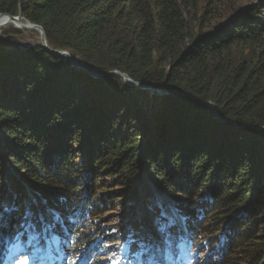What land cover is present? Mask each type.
Returning <instances> with one entry per match:
<instances>
[{
	"label": "trees",
	"instance_id": "trees-1",
	"mask_svg": "<svg viewBox=\"0 0 264 264\" xmlns=\"http://www.w3.org/2000/svg\"><path fill=\"white\" fill-rule=\"evenodd\" d=\"M228 2L0 0V14L40 25L49 48L99 75L40 41L13 45L20 29L0 34V256L18 236L34 248L21 232L31 194L40 245L56 252L58 235L75 264L98 245L97 261L117 255L132 207L115 210L149 190L146 175L183 221L161 253L184 264L183 244L196 260L193 241L211 240L216 264H264V0ZM121 73L169 92L150 95ZM50 208L60 219L49 221ZM93 222L115 232H82Z\"/></svg>",
	"mask_w": 264,
	"mask_h": 264
},
{
	"label": "rangeland",
	"instance_id": "rangeland-1",
	"mask_svg": "<svg viewBox=\"0 0 264 264\" xmlns=\"http://www.w3.org/2000/svg\"><path fill=\"white\" fill-rule=\"evenodd\" d=\"M228 1H229L228 5H231L230 0H228ZM232 1H234V0H232ZM238 1H239L238 2L239 6H245L249 3V0H238ZM226 17H227V14H225L224 17H221V18L220 17L214 18L212 21V24L219 25V24L223 23V21H224V19H226ZM21 20L24 21V19H20V21ZM25 23H28V22L26 21ZM29 24L31 25L30 27L33 26V24L31 22H29ZM30 27L20 26L16 22L15 23H8V24L0 27V34L10 32L9 30L17 28V29H20L22 32L17 33L18 35H15V38H17L18 40L15 38L11 39V41L13 42V45L29 46V45L36 43L37 41H40L46 46V44L44 43V40H43L41 30H39L38 28H30ZM65 53L71 55L69 52L65 51ZM72 57H73V59H75L74 56H72ZM77 62H79V61H77ZM94 74L98 75L97 73H94ZM125 81L128 84H133V83H129L127 79H125ZM146 90L149 92L150 95L154 94V93H159L158 91H154V90H151L149 88ZM204 103H207L208 105H211V106L213 105L212 102H204ZM145 179H146L147 185L149 186V188H148L149 190L143 189L142 191H139L138 194L133 195L132 199L126 201L125 203H124V200H122L121 201L122 203H119L117 209L115 210L117 213H121L122 212L121 209H123V211H125L126 209H127V211H129L128 209H131L130 207H132V211L128 212L129 215H124L123 217H126V219L124 221H122L124 224L126 223L128 225V227L130 228L129 230H132V231L129 232V234H126L122 240H119L118 242L114 243L115 246L117 245L115 249L121 250L120 253L118 254L117 260H115V262H114L115 264L119 263L121 261H128L132 264H142L141 252L144 254V256H146L148 253H150V256H153L152 257L153 262L161 264L160 263L161 261L158 260V259H161L160 255L158 254L159 253L158 251L161 248V247H159V243H161L163 246H170L169 241L163 239L164 235L166 233L167 234L171 233L172 230H171L170 225H172V226L173 225L179 226V224L183 225V221L179 217V215L177 214V211L175 209V205L171 202V200L169 199V196H167L166 193H163L162 190H158V188L155 184L150 183V180L148 178H146V175H145ZM142 187H143V185H141L140 188H142ZM137 196L140 197V199ZM31 197H32V194L30 195L29 198H31ZM28 199H27V202L24 203L27 205L26 206L27 208L24 211V216L29 218V223L24 225V228L22 229L21 232H23L25 230H29L27 235H31V237H32L34 235L33 223H35L36 220L32 219L30 217L32 215V213H31L32 208L30 205L31 201H28ZM7 204H8L7 205L8 207H6V208H10L12 206L10 203H7ZM55 208L54 209L50 208L47 210V212L43 213L44 215L46 214L48 216V219L50 222H52L53 220L60 219V217H59L60 213ZM133 208H134V210H133ZM16 210L14 209L13 214H15ZM153 210L157 211V212L154 213ZM37 215L40 216V212H38ZM44 215L40 216L41 220L45 218ZM164 215L168 216V222L169 223L166 226L162 225L161 229L160 228L158 229L156 226V220H160V219L164 218ZM116 217H118V219L121 218V217H119V215H117ZM12 218L13 217L11 216V220H12ZM8 222H9V218L5 217L4 223H8ZM45 222H46V220L43 221V223H45ZM44 225H46V224H44ZM98 225L102 226L103 229H108L107 233L113 234L115 232V229H114L115 224H113V222L102 224V225L96 224L95 222H93L92 224H89V225L87 224L82 229V232H95V233L99 234V237L106 240L107 239V238H105L107 235L106 232H104L102 228L99 229ZM52 226L53 225H51V224H47V226H45V227H52ZM165 227L166 228L168 227L169 231H167V229ZM14 236L17 237L18 235L14 233ZM172 236H174L173 239H175L176 241H178V238H180V237L177 238L175 235H172ZM188 236L189 235L186 236V238L184 239V242ZM131 241H133V242H131ZM121 242H122L121 246L126 245L122 249H121V246H119V244H121ZM214 242L215 241L210 240L209 242L198 243V245H197L193 241V243L196 245V247L199 251L198 252L199 258L197 260V264H205L206 262L209 263V261H211V260H213V262H212L213 264H216L215 263L216 260H219L221 258L220 257L221 248L216 249L214 247ZM96 243H97V241H96ZM105 243L106 242H103L102 245H104ZM135 245L139 246L140 251L138 252V254L132 253V248L135 247ZM183 245L186 246L185 244H183ZM23 247H25V245H23ZM98 248H99L98 250H100L102 252V249L100 248L99 245H98ZM39 250H42V249H39ZM151 251H153V252L151 253ZM121 252L124 256H126V257L128 256V257L126 258V257L122 256ZM31 259H32V256H29V261H31ZM108 259L112 260V258H108ZM5 263L6 264H12V262L9 261L8 256L6 258Z\"/></svg>",
	"mask_w": 264,
	"mask_h": 264
},
{
	"label": "water",
	"instance_id": "water-1",
	"mask_svg": "<svg viewBox=\"0 0 264 264\" xmlns=\"http://www.w3.org/2000/svg\"><path fill=\"white\" fill-rule=\"evenodd\" d=\"M3 15H6V16H8V19H10V20H12L13 22H16L17 24L20 22V19H22V16L21 15H19V16H13V15H9V14H6V13H2V14H0V16H3ZM33 24V26L32 27H30V28H38L39 30H41V32H42V36H43V40H44V43L46 44V47L50 50V51H54V50H52L51 48H49V45H48V42H47V38H46V34H45V31H44V29L40 26V25H37V24H34V23H32ZM54 52H58V51H54ZM58 53H60V54H62V55H64L65 57H67L69 60H70V62L71 63H73V64H76V65H79V66H81V67H83L84 69H87V70H89L90 72H92L93 74L95 73L94 71H93V69L90 67V66H88L87 64H85V63H83V62H75L72 58V56L71 55H69V54H66L65 52H61V51H59ZM117 72V71H116ZM121 75L125 78V79H127L128 80V82L129 83H134L135 85H137V86H140V87H142V88H144V89H151V90H154V91H158L160 94H163V93H168V90H163V89H159V88H155V87H153V86H149V85H147V84H140V83H138V82H134V80L132 79V78H130V77H128L127 75H125V74H123V73H121ZM96 76H99V75H96ZM100 76H102V75H100ZM167 91V92H166ZM174 92H178L177 90H173ZM194 97V96H193ZM194 98H197V97H194ZM198 99V98H197ZM200 100V99H199ZM213 106V108L215 109V111L217 112V113H219V110L217 109V107L213 104L212 105ZM222 118V117H221ZM224 119V118H223ZM226 120V119H225Z\"/></svg>",
	"mask_w": 264,
	"mask_h": 264
},
{
	"label": "snow or ice",
	"instance_id": "snow-or-ice-1",
	"mask_svg": "<svg viewBox=\"0 0 264 264\" xmlns=\"http://www.w3.org/2000/svg\"><path fill=\"white\" fill-rule=\"evenodd\" d=\"M4 239L2 233H0V244L4 242ZM29 243H31V240H29ZM8 257L12 264H29V256L25 253L19 236L17 237V242L8 250ZM0 264H4L2 256H0ZM32 264H35L34 257L32 258Z\"/></svg>",
	"mask_w": 264,
	"mask_h": 264
},
{
	"label": "bare ground",
	"instance_id": "bare-ground-1",
	"mask_svg": "<svg viewBox=\"0 0 264 264\" xmlns=\"http://www.w3.org/2000/svg\"><path fill=\"white\" fill-rule=\"evenodd\" d=\"M25 22H26V20H24ZM24 21H20L19 23H18V25H20V26H23V27H30L31 25L29 24V22L28 23H25ZM8 23H15V22H13L12 20H10V19H8V16H6V15H3V16H0V27L1 26H3V25H6V24H8ZM3 28V27H2ZM31 30V29H30ZM73 59V58H72ZM75 62H77V60H75V59H73ZM80 62V61H79Z\"/></svg>",
	"mask_w": 264,
	"mask_h": 264
}]
</instances>
